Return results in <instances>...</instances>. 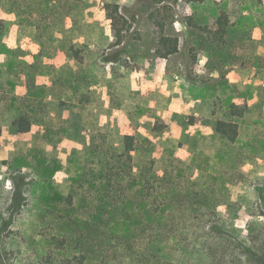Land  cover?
<instances>
[{"label": "rangeland", "instance_id": "1", "mask_svg": "<svg viewBox=\"0 0 264 264\" xmlns=\"http://www.w3.org/2000/svg\"><path fill=\"white\" fill-rule=\"evenodd\" d=\"M39 1L3 2V15L18 22L0 42V264H102V250L128 260L101 233L91 235L96 251L69 242L63 209L73 190L79 213L88 209L84 195L123 152L121 128L131 122L139 126L136 175L153 162L159 172L171 156L186 162L194 151L224 172L227 159L237 161L246 178L229 185L235 210L224 213V228L247 246L263 241L264 1L189 0L194 25L186 0ZM106 3L119 4L132 24L120 46L111 47ZM222 12L229 23L219 37L207 28ZM162 32L180 38L168 58L156 54ZM231 103L242 116L229 113ZM23 113L33 122L27 133L12 126ZM158 119L163 131L154 130ZM220 119L239 123L235 143L217 133Z\"/></svg>", "mask_w": 264, "mask_h": 264}, {"label": "trees", "instance_id": "2", "mask_svg": "<svg viewBox=\"0 0 264 264\" xmlns=\"http://www.w3.org/2000/svg\"><path fill=\"white\" fill-rule=\"evenodd\" d=\"M152 1L158 3L163 0ZM186 1L184 8L188 11L191 25H194L189 0ZM3 2L0 0V42L9 36L11 25L18 22L17 16L8 20L3 15ZM45 3L52 5L51 0H42L38 4L42 7ZM104 14L110 27L111 47L122 45L132 27L130 18L117 3H106ZM228 23V14L222 12L214 20V27L208 26L207 30L215 29L216 36L223 37ZM35 25L40 27L39 22ZM160 25L164 27V24ZM179 51L180 38L162 32L156 54L168 58ZM74 55L81 58L76 50ZM228 109L232 116L243 115L235 103H231ZM32 124V118L27 113L12 122L20 133L31 131ZM165 128V122L158 119L154 130L163 131ZM216 130L222 138L235 143L239 123L220 119ZM138 131L139 126L135 122L121 128L123 152L111 161L105 175H101L102 183L92 184L88 195H84L85 200H91L84 213L80 214V208L74 203L78 190L69 194V206L63 209L69 214V242L70 239L84 240L90 245L87 251H96L94 242H91L93 234L101 233L105 244L114 239L119 241L128 260L117 262L109 251L102 250V264H151L152 258L162 264H180L184 257L194 259L195 264H235L236 257L240 260L239 264H264V239H253L254 244L247 246L224 228V213L232 214L235 210L229 185L246 178L245 173L235 172L237 161L227 159L228 170L224 172L217 168L218 164L209 155L194 151L186 162L171 156L159 172L153 162L136 175L131 164ZM91 190L96 191L95 195L91 194ZM82 214L86 216L82 217ZM63 233V230L59 232L65 241ZM75 248L73 243H69V252ZM227 250L229 254L223 255ZM145 255L147 261L143 258ZM175 258H178L177 262Z\"/></svg>", "mask_w": 264, "mask_h": 264}, {"label": "crops", "instance_id": "3", "mask_svg": "<svg viewBox=\"0 0 264 264\" xmlns=\"http://www.w3.org/2000/svg\"><path fill=\"white\" fill-rule=\"evenodd\" d=\"M264 1V0H263Z\"/></svg>", "mask_w": 264, "mask_h": 264}]
</instances>
